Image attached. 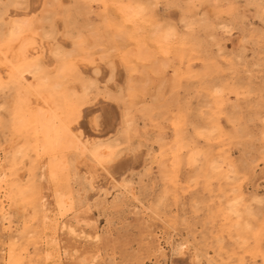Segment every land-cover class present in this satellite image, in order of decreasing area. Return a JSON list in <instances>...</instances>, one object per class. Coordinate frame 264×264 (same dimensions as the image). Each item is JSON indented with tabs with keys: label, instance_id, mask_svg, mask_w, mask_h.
Wrapping results in <instances>:
<instances>
[{
	"label": "rangeland",
	"instance_id": "1",
	"mask_svg": "<svg viewBox=\"0 0 264 264\" xmlns=\"http://www.w3.org/2000/svg\"><path fill=\"white\" fill-rule=\"evenodd\" d=\"M16 24L44 45L47 113L84 97L109 136L104 171L126 167L93 188L76 165L97 164L95 145L65 147L54 175L0 89V170L14 160L22 189L0 215V264H264V0H0V43Z\"/></svg>",
	"mask_w": 264,
	"mask_h": 264
},
{
	"label": "bare ground",
	"instance_id": "2",
	"mask_svg": "<svg viewBox=\"0 0 264 264\" xmlns=\"http://www.w3.org/2000/svg\"><path fill=\"white\" fill-rule=\"evenodd\" d=\"M22 31L23 27L19 24L11 26L9 33L2 37L4 44L0 43V89L9 88L13 91L10 110L11 122L8 123V127L13 133L25 135L28 140H32V150L42 149L43 152L53 155L50 169L54 175L61 164L54 154L57 149L66 147L87 150L90 145H95L92 153L99 166L82 161L76 165V168L86 171L89 184L93 188L103 189L105 184L120 181V177L125 175L122 170L126 164L121 161L111 166L114 171L121 172L118 178L113 173L108 174L104 171L107 169L105 164L112 152L111 146L105 141L109 136L91 131V125L86 122L85 117L86 114H91V111L95 110L90 109L86 113L85 110H82L81 106L85 103L84 97L67 105L65 118L59 119L55 113H47L52 107L49 102L51 99L50 86L45 82H40L36 86L32 83L34 70L36 69L38 72L42 70L39 58L44 51V45L33 44L31 46L30 42H26L25 37L22 38ZM16 39H20L22 43L20 48L12 43ZM71 68L72 65L69 62L64 63L60 72L62 75H66ZM37 79H41V77L38 76ZM33 95H41L45 100ZM65 163L64 160L62 164ZM15 164L14 160L12 163L10 162L9 172L4 165L0 170V215L4 218L8 214V205H11L12 202L16 203L18 196L22 193V189L20 190L17 186L21 178L16 174ZM221 168V165L211 167L217 175L222 172ZM99 170L102 172L101 175ZM100 176L107 178L106 182L98 181ZM225 178L228 179V176ZM86 218L88 216L81 212L75 216L74 224L84 222ZM74 224L65 222L63 226L75 232L76 225L74 226ZM9 264H13V255H10Z\"/></svg>",
	"mask_w": 264,
	"mask_h": 264
}]
</instances>
